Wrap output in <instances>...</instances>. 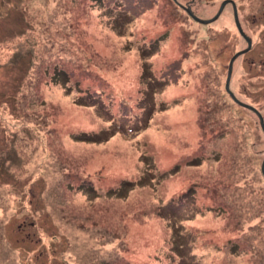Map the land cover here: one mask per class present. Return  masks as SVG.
<instances>
[{"label":"rangeland","instance_id":"1","mask_svg":"<svg viewBox=\"0 0 264 264\" xmlns=\"http://www.w3.org/2000/svg\"><path fill=\"white\" fill-rule=\"evenodd\" d=\"M223 1L0 0V264H264L247 42L181 6ZM232 1L264 121V0Z\"/></svg>","mask_w":264,"mask_h":264},{"label":"water","instance_id":"2","mask_svg":"<svg viewBox=\"0 0 264 264\" xmlns=\"http://www.w3.org/2000/svg\"><path fill=\"white\" fill-rule=\"evenodd\" d=\"M227 3H230L231 6H232V9H233V14H234V20H235V23H236V26L238 28V30L240 31V33L243 35V37L245 38L246 42H247V48L236 53L230 60V63H229V66H228V71H227V79H226V91L230 94V96L233 98V100L239 104L240 106H243L245 108H248L250 110H252L257 116H258V119H259V123H260V127L261 129L263 130L264 132V121H263V117L261 116V114L259 113V111L254 108L253 106L249 105V104H246L244 102H241L240 100H238L234 94L230 91L229 89V83H230V77H231V72H232V64H233V61L236 57H238L241 53H244L246 51H248L250 49V46H251V39L247 36H245L242 32V29H241V26H240V23L238 21V16H237V12H236V7H235V4L232 0H229V1H223L218 9V11L216 12V14L210 18V19H202V18H199L197 17L191 10H190V7H186L181 5L183 9L186 10V12L189 14V16L192 17V19H194L195 21L199 22V23H202V24H208V23H211L213 21H215L219 15L221 14L222 10L224 9L225 5ZM261 173L263 174L264 176V159L261 163Z\"/></svg>","mask_w":264,"mask_h":264},{"label":"trees","instance_id":"3","mask_svg":"<svg viewBox=\"0 0 264 264\" xmlns=\"http://www.w3.org/2000/svg\"><path fill=\"white\" fill-rule=\"evenodd\" d=\"M123 196V195H122Z\"/></svg>","mask_w":264,"mask_h":264}]
</instances>
